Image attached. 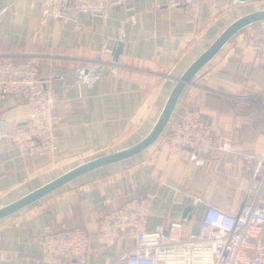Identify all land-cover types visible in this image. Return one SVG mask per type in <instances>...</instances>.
<instances>
[{
    "label": "crops",
    "instance_id": "0c3cea01",
    "mask_svg": "<svg viewBox=\"0 0 264 264\" xmlns=\"http://www.w3.org/2000/svg\"><path fill=\"white\" fill-rule=\"evenodd\" d=\"M261 8L264 0H119L104 11L53 13L41 0H0V60H32L41 76L50 73L59 114L53 159L22 155L0 139V206L143 138L175 78L230 22ZM255 24L236 33L197 72L173 111L182 105L199 111L219 129L227 151L199 154L171 145L165 128L139 154L89 171L1 219L0 264H53L39 259L38 237L76 226L88 233L86 264H106L135 239L117 241L108 254L97 221L141 193L152 198L146 229L166 233L178 220L183 237L197 232L207 205L234 213L249 200L264 171V67L253 47ZM118 42L122 53L113 62L104 49ZM26 95L0 94V115L10 131L30 113ZM241 153L254 157L247 176ZM187 206L193 207L191 216L183 219Z\"/></svg>",
    "mask_w": 264,
    "mask_h": 264
},
{
    "label": "built area",
    "instance_id": "2783aa9c",
    "mask_svg": "<svg viewBox=\"0 0 264 264\" xmlns=\"http://www.w3.org/2000/svg\"><path fill=\"white\" fill-rule=\"evenodd\" d=\"M53 13L70 9L104 11L119 0H41ZM256 59L264 67V25L253 30ZM112 53L111 49H104ZM52 75L39 74L38 64L32 60H0V94L26 91L31 107L28 117L13 131L0 115V139L6 138L22 155L56 157L55 127L59 120L57 98L51 84ZM164 139L174 146L189 148L199 154L214 149L227 151L220 140L219 129L202 119L199 111L182 105L167 123ZM245 161L243 174L250 172L254 159L241 153ZM152 209L150 195H134L97 221V233L104 250L112 254L117 241L134 238L135 244L106 264H264V171L255 192L234 212H226L207 205L199 220L198 230L182 236V221H171L167 232L148 231L147 219ZM40 260L47 263L86 264L88 233L83 227L63 230L50 229L40 237Z\"/></svg>",
    "mask_w": 264,
    "mask_h": 264
},
{
    "label": "water",
    "instance_id": "95a60500",
    "mask_svg": "<svg viewBox=\"0 0 264 264\" xmlns=\"http://www.w3.org/2000/svg\"><path fill=\"white\" fill-rule=\"evenodd\" d=\"M236 1L247 2L252 0ZM259 22H264V8L248 12L230 22L186 67L182 74L175 78V83L171 88L155 123L143 138L128 147L84 161L19 198L0 206V220L15 214L89 171L129 159L152 145L163 133L182 91L186 85L191 83V80L197 72L208 63L236 33ZM121 53L122 43L118 42L112 50V61L117 62ZM192 208L193 207L191 206H187L181 218L189 219Z\"/></svg>",
    "mask_w": 264,
    "mask_h": 264
},
{
    "label": "rangeland",
    "instance_id": "374dc122",
    "mask_svg": "<svg viewBox=\"0 0 264 264\" xmlns=\"http://www.w3.org/2000/svg\"><path fill=\"white\" fill-rule=\"evenodd\" d=\"M261 25H264V22H259V23H256L254 26H253V30L254 29H257V28H259Z\"/></svg>",
    "mask_w": 264,
    "mask_h": 264
},
{
    "label": "trees",
    "instance_id": "16d2710c",
    "mask_svg": "<svg viewBox=\"0 0 264 264\" xmlns=\"http://www.w3.org/2000/svg\"><path fill=\"white\" fill-rule=\"evenodd\" d=\"M15 61H19V60H15Z\"/></svg>",
    "mask_w": 264,
    "mask_h": 264
}]
</instances>
